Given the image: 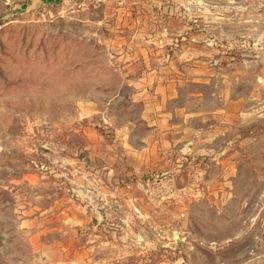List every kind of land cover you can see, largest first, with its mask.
<instances>
[{
	"label": "rangeland",
	"instance_id": "374dc122",
	"mask_svg": "<svg viewBox=\"0 0 264 264\" xmlns=\"http://www.w3.org/2000/svg\"><path fill=\"white\" fill-rule=\"evenodd\" d=\"M0 264H264V0H0Z\"/></svg>",
	"mask_w": 264,
	"mask_h": 264
},
{
	"label": "crops",
	"instance_id": "0c3cea01",
	"mask_svg": "<svg viewBox=\"0 0 264 264\" xmlns=\"http://www.w3.org/2000/svg\"><path fill=\"white\" fill-rule=\"evenodd\" d=\"M146 152H148V151H146Z\"/></svg>",
	"mask_w": 264,
	"mask_h": 264
}]
</instances>
